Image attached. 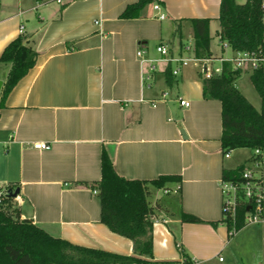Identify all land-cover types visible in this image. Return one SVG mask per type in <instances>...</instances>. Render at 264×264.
I'll use <instances>...</instances> for the list:
<instances>
[{
  "label": "crops",
  "instance_id": "1",
  "mask_svg": "<svg viewBox=\"0 0 264 264\" xmlns=\"http://www.w3.org/2000/svg\"><path fill=\"white\" fill-rule=\"evenodd\" d=\"M136 1L0 0V55L21 34L37 54L0 102V187L18 189L10 203L20 218L50 236L137 256L129 238L100 221L96 189L88 186L101 179L105 152L125 179L180 177L150 187L152 254L139 258L177 263L179 244L196 264H245L241 256L254 243L258 260L247 264H264V225H244L231 235L221 211L223 171L253 166V151L224 156L221 102L203 98L197 69L174 76L155 51L164 43L179 54L184 43L195 42L191 20L208 18L211 56H228L218 39L221 0H157L136 18H120ZM139 49L150 61L137 57ZM9 67L0 63V80ZM178 98L190 105L180 106ZM34 142L50 148L34 149ZM255 170L264 178V164ZM183 213L198 221H182Z\"/></svg>",
  "mask_w": 264,
  "mask_h": 264
},
{
  "label": "trees",
  "instance_id": "2",
  "mask_svg": "<svg viewBox=\"0 0 264 264\" xmlns=\"http://www.w3.org/2000/svg\"><path fill=\"white\" fill-rule=\"evenodd\" d=\"M156 1L137 0L128 4L119 17L136 18L147 4ZM261 1L245 0L239 4L236 0H221L218 35L232 50L264 53ZM209 21L208 18L191 20L196 53L199 56L212 55ZM27 43L28 36L21 34L1 52L0 63L10 67L0 90V102L35 64L37 54ZM239 73L229 63H225L220 75L202 78V96L204 99H217L221 102L220 142L223 154L237 148L252 151L260 149L264 152V63L250 72L252 84L261 99L259 110L235 87L234 81ZM243 170V166L224 170L222 177L241 180ZM168 181H180V177L164 175L152 180L125 179L115 172L110 158L103 152L101 179L88 185L97 191L100 221L112 232L129 238L137 256L74 245L50 236L30 220L20 218L17 208L10 204L13 198L10 192L5 199V207H0V264H149V260L139 257L152 254L151 219L154 209L149 201L150 187L164 188ZM245 211L244 205L238 208L234 224L228 218L222 219L229 232L233 228L236 232L244 226ZM181 219L198 221L196 217L186 213L181 215ZM177 247L185 260L189 261L183 248L179 244Z\"/></svg>",
  "mask_w": 264,
  "mask_h": 264
},
{
  "label": "built area",
  "instance_id": "3",
  "mask_svg": "<svg viewBox=\"0 0 264 264\" xmlns=\"http://www.w3.org/2000/svg\"><path fill=\"white\" fill-rule=\"evenodd\" d=\"M260 7L264 15V0L261 1ZM153 8L159 12V18H164V13L161 11V6L158 3H155ZM22 29L21 26L20 32H22ZM218 39L220 49L223 52H229L228 56L221 55L218 59L213 56H199L196 53L195 42L192 40H188L182 45L179 54L172 53L170 46L164 43L157 44L155 51L159 54L160 60L171 64L170 73L174 76L178 75L182 68L192 66L197 69L202 78L209 79L220 75L225 63H229L233 70L239 72H252L264 63V53L247 50L235 51L220 36H218ZM136 55L141 61H150L145 59L142 49L137 50ZM149 69L153 71L154 65L151 64ZM165 95V93L162 94V96ZM177 101L183 107L190 105L188 100L182 98H178ZM32 147L34 149L47 150L50 148V144L47 142H34ZM228 155L229 152L224 153L225 157H228ZM252 158L253 166L241 172V180L225 179L222 177L219 181V190L222 198V215L223 218H228L232 224L235 222L238 208L244 205L246 206L244 225H264V178L254 173L256 171L255 169L261 168L262 164H264V152L260 149H254ZM10 192L12 193L13 190L7 187H0L1 208L5 207V199ZM93 192L96 193V190H93ZM163 192L169 193L171 190L164 189ZM174 192L176 191L174 190ZM11 205L15 206L14 203ZM234 232L235 230L233 228L230 233L233 234ZM221 259L219 257V260ZM149 264H196V262L193 259L186 261L182 256L181 260L177 263L150 261Z\"/></svg>",
  "mask_w": 264,
  "mask_h": 264
},
{
  "label": "rangeland",
  "instance_id": "4",
  "mask_svg": "<svg viewBox=\"0 0 264 264\" xmlns=\"http://www.w3.org/2000/svg\"><path fill=\"white\" fill-rule=\"evenodd\" d=\"M215 42V41H214ZM236 87H238L237 89L239 91H241L243 93V95L247 98V100L257 109H260L261 106V99L260 96L258 94V92L256 91V89L254 88V85L252 84V81L250 79V73L247 72L245 74H243L240 78L236 79ZM242 151L241 154L246 155L249 153V149L248 148H244L241 149ZM263 165V164H262ZM252 167V166H251ZM258 175V174H257ZM162 196L166 197L165 194H163L161 192ZM151 200L154 201V195L151 196ZM163 202V199H162ZM255 226V225H253ZM252 228V227H250ZM261 228V227H259ZM264 228V227H263ZM258 246L257 244L252 243L250 246H247L244 250L245 255L243 253V255L241 256V261L245 264H247L249 261L251 262H256L258 260ZM226 254V252H224V255ZM247 254V255H246ZM78 264H82V263H78Z\"/></svg>",
  "mask_w": 264,
  "mask_h": 264
},
{
  "label": "water",
  "instance_id": "5",
  "mask_svg": "<svg viewBox=\"0 0 264 264\" xmlns=\"http://www.w3.org/2000/svg\"><path fill=\"white\" fill-rule=\"evenodd\" d=\"M2 84H3V81L0 80V90H1ZM181 133L184 134L183 130H181ZM18 192H19V190L16 189L14 192L11 193V196L15 197L18 194Z\"/></svg>",
  "mask_w": 264,
  "mask_h": 264
}]
</instances>
